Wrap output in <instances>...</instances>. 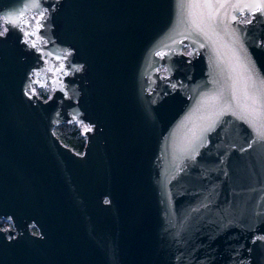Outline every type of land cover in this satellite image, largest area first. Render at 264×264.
I'll list each match as a JSON object with an SVG mask.
<instances>
[{
  "label": "water",
  "instance_id": "95a60500",
  "mask_svg": "<svg viewBox=\"0 0 264 264\" xmlns=\"http://www.w3.org/2000/svg\"><path fill=\"white\" fill-rule=\"evenodd\" d=\"M261 4L0 0V264H264Z\"/></svg>",
  "mask_w": 264,
  "mask_h": 264
},
{
  "label": "rangeland",
  "instance_id": "374dc122",
  "mask_svg": "<svg viewBox=\"0 0 264 264\" xmlns=\"http://www.w3.org/2000/svg\"><path fill=\"white\" fill-rule=\"evenodd\" d=\"M3 26H2V21L0 20V32H2ZM35 93L40 97V94H47L48 96L50 95V92L48 89H36ZM82 126L77 125V124H61L56 126V136L60 139L62 143L66 144H71L72 142L75 143L78 141V137L82 136ZM4 221V220H0ZM9 223V222H7ZM10 225V224H9ZM7 225L5 228H9L10 226ZM4 227V226H3ZM1 227V228H3ZM3 228V229H5Z\"/></svg>",
  "mask_w": 264,
  "mask_h": 264
},
{
  "label": "built area",
  "instance_id": "2783aa9c",
  "mask_svg": "<svg viewBox=\"0 0 264 264\" xmlns=\"http://www.w3.org/2000/svg\"><path fill=\"white\" fill-rule=\"evenodd\" d=\"M37 14L36 13H34V12H30V13H27L26 15H25V20H26V22L30 25V26H32L33 25V23H34V20L36 19V16ZM242 18H240V21H242L241 20ZM1 20V19H0ZM182 51H184V53H188V50H187V48L186 47H183L182 48ZM67 56H68V53H64L63 54V57H65V58H67ZM62 60V59H61ZM159 70H161V72L163 73V69L162 68H159ZM46 89H48V91L50 92V89L49 88H46ZM48 97V95L46 94H40V98H42V99H46ZM54 133L56 134V127L54 128ZM10 224V223H9ZM10 227H11V225H9ZM3 228H5V227H3Z\"/></svg>",
  "mask_w": 264,
  "mask_h": 264
},
{
  "label": "flooded vegetation",
  "instance_id": "af4514ba",
  "mask_svg": "<svg viewBox=\"0 0 264 264\" xmlns=\"http://www.w3.org/2000/svg\"><path fill=\"white\" fill-rule=\"evenodd\" d=\"M250 18V15H245V16H242V21H248ZM81 137L79 136L78 137V141L75 142L77 144H82V148L79 149V148H75L74 146L72 145H69V144H66V146L70 147L74 152H76L77 154H82L83 153V149H84V145H85V141H86V138L85 136L81 133ZM64 144V143H63Z\"/></svg>",
  "mask_w": 264,
  "mask_h": 264
},
{
  "label": "snow or ice",
  "instance_id": "6c2138e0",
  "mask_svg": "<svg viewBox=\"0 0 264 264\" xmlns=\"http://www.w3.org/2000/svg\"><path fill=\"white\" fill-rule=\"evenodd\" d=\"M210 5H205V7H209ZM220 7H224V5H220ZM259 9H261V10H264V4H261V5H259V6H257ZM5 23L7 24V23H12L13 25H15L16 23H18V21L17 20H11V19H8V18H5ZM37 23H39V22H37ZM7 31V28H5V32ZM26 35H31V33H26ZM25 42H27V41H25ZM203 46V45H202ZM32 47H36V44H35V42H33L32 43ZM253 99V104H255L256 103V99L253 97L252 98ZM250 115H254V114H256V110L253 108L252 109V112L251 113H249ZM262 239H264V238H262Z\"/></svg>",
  "mask_w": 264,
  "mask_h": 264
},
{
  "label": "trees",
  "instance_id": "16d2710c",
  "mask_svg": "<svg viewBox=\"0 0 264 264\" xmlns=\"http://www.w3.org/2000/svg\"><path fill=\"white\" fill-rule=\"evenodd\" d=\"M69 145H72V146H74L75 148H79V149H81L82 148V144H77V143H71V144H69ZM7 225H9V223H7L6 221H0V227H5V226H7Z\"/></svg>",
  "mask_w": 264,
  "mask_h": 264
},
{
  "label": "bare ground",
  "instance_id": "6f19581e",
  "mask_svg": "<svg viewBox=\"0 0 264 264\" xmlns=\"http://www.w3.org/2000/svg\"><path fill=\"white\" fill-rule=\"evenodd\" d=\"M242 18V17H241Z\"/></svg>",
  "mask_w": 264,
  "mask_h": 264
}]
</instances>
